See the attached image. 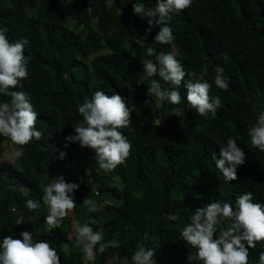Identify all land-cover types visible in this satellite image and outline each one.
Wrapping results in <instances>:
<instances>
[{
    "label": "trees",
    "instance_id": "trees-1",
    "mask_svg": "<svg viewBox=\"0 0 264 264\" xmlns=\"http://www.w3.org/2000/svg\"><path fill=\"white\" fill-rule=\"evenodd\" d=\"M135 2L71 0V26L67 0H0V26L7 27L10 40H28L24 49L30 58L28 77L16 90L29 96L37 113L35 127L42 133L40 140L23 146L22 158L0 163V239L20 238L19 233L27 230L34 240H47L56 248L60 264H86L75 232L69 231L70 214L50 229L44 224L47 211L42 201L36 210L24 207L28 199L40 200L53 171L79 183L72 210L80 220L96 219L105 240L119 233L118 248L103 253L94 249L97 264H119L113 254L130 257L138 241L155 250L156 264H190L186 257L194 249L179 237V230L191 211L211 200L232 204L244 192L252 193L253 202L264 204V152L247 136L248 127L264 110V0H192L187 9L172 15L171 45H152L157 53L173 52L186 70L199 72L207 64L209 97H218L221 105L204 117L187 108L183 80L177 89L180 104H165L158 110L144 104L152 79L162 88L173 86L157 76L143 79L142 61L155 62V55L147 56L130 40L132 34L144 36L149 27L133 13ZM155 2L142 0L147 7ZM158 31L159 26L154 27L144 42L151 44ZM217 65L224 69L227 90L213 83ZM98 89L120 95L135 109L128 127L121 129L131 144L129 155L124 164L107 172L99 168L93 149L65 141L73 127L83 123L77 103ZM173 107L181 116L170 114ZM229 136L237 139L246 158L236 178L225 182L211 153L219 156L220 144ZM4 141L10 142L0 137ZM61 151L66 153L63 159L58 158ZM87 175L96 189L82 184ZM80 189L85 198L98 195L94 202L104 206L87 212L81 204L85 198H78ZM105 197L112 202H104ZM20 216L35 219L17 225ZM92 227L95 231L97 225ZM261 252L264 240L248 250V264H259Z\"/></svg>",
    "mask_w": 264,
    "mask_h": 264
},
{
    "label": "clouds",
    "instance_id": "clouds-1",
    "mask_svg": "<svg viewBox=\"0 0 264 264\" xmlns=\"http://www.w3.org/2000/svg\"><path fill=\"white\" fill-rule=\"evenodd\" d=\"M69 3L71 0H67V4ZM191 3L192 0H156L154 7H145L142 0H136L132 4V11L142 19L148 18L149 27L145 29L144 36L132 34L130 40L144 48L147 56L155 55V62L151 59L142 61L143 79L157 76L173 86L170 89L162 88L157 79H152L147 84L144 104L153 110H158L165 104H180L181 95L177 89L183 80L187 89L183 98L187 108L204 117L215 113L221 105L218 97H209L212 85L205 79L208 73L207 64L199 72L186 70L173 52L157 53L152 46L171 45L172 15L187 9ZM156 26H159V31L152 43L146 44L144 41L147 34ZM27 44L28 40L24 37L10 40L7 27L0 26V96L10 97L0 100V137L6 138L11 145L19 146L5 151V146L0 143V148H3L0 161L12 162L22 158L23 146L42 138L41 131L35 127L37 113L29 96L24 91L16 90L23 87V81L28 77L27 64L30 58L24 53ZM214 73V85L221 90H227L229 84L223 67L217 65ZM140 83L141 81L137 82ZM133 110L135 109L127 106L120 95H108L103 90H95L90 98L85 97L82 103H77L76 111L82 117L83 123L75 125L73 134L66 136L65 141L78 142L81 148L93 149L99 168L110 171L124 164L129 155L131 144L121 129L130 124ZM170 114L181 116L180 109L176 107L171 108ZM159 123L160 121L157 122ZM247 136L253 147L264 152V110L259 112L255 123L248 127ZM236 141L237 139L229 136L223 144L218 142L221 145L219 156L215 152L211 153L215 168L225 182L234 180L238 166L245 163V152L238 147ZM65 155L61 151L58 158L63 159ZM78 188L79 183L66 181L63 175L53 177L50 183L42 187L40 200L28 199L24 202V207L30 211L36 210L42 201L47 211L44 224L50 229L56 228L74 208V190ZM81 204L89 213L97 212L104 206L101 204L98 207L89 198H85ZM34 219V216H20L15 224L31 222ZM92 225H97L95 231ZM118 235L117 232L112 239L105 240L103 227L91 217L88 222L75 225V244L85 262L94 261V249L96 253H103L109 248H118ZM19 237L14 239L5 236L0 239V264H60L56 248L51 247L47 240H34L32 233L27 230L21 231ZM179 237L191 250L194 249L186 257L190 264H248V250L255 247L256 242L264 240V204L253 202L250 192L239 194L232 204L211 200L210 203L191 211L188 223L179 230ZM154 253L153 248L138 241L130 257L120 258L114 253L113 259L118 260L119 264H156ZM258 259L259 264H264V252L259 254Z\"/></svg>",
    "mask_w": 264,
    "mask_h": 264
},
{
    "label": "rangeland",
    "instance_id": "rangeland-1",
    "mask_svg": "<svg viewBox=\"0 0 264 264\" xmlns=\"http://www.w3.org/2000/svg\"><path fill=\"white\" fill-rule=\"evenodd\" d=\"M147 7V6H145ZM70 14H71V7H70V3L68 4L67 6V12H66V16L68 17L69 19V22L71 24V26H73V21H71V18H70ZM148 18H143L144 21H147ZM2 143L4 146H5V151H7L10 147L11 148H14V145H11V142H7V141H4V142H0ZM3 151V148H0V152ZM15 160H13L12 162H9L7 160H4V161H0V163H13ZM104 172H107L104 170ZM62 175V172L61 171H53V176L56 177V176H60ZM82 184L88 189L90 187H93L96 189V186L94 183H92L89 179V176H84V178L82 179ZM75 196V194H74ZM86 197V194L82 193V190L80 189L79 192H78V198L79 200H83L84 198ZM100 197L98 195H96V197L93 199V201H97V199H99ZM103 198V196L101 197ZM104 202H112V198L110 197H105V199L103 200ZM70 217H71V222H70V225H69V231H70V234L72 235L74 232H75V225L76 224H83V223H86V220H80L77 216V213L72 210L70 213ZM66 249H68L66 246H65V251ZM94 255H95V259L94 261L92 262H86V264H97L96 263V254L94 252Z\"/></svg>",
    "mask_w": 264,
    "mask_h": 264
}]
</instances>
